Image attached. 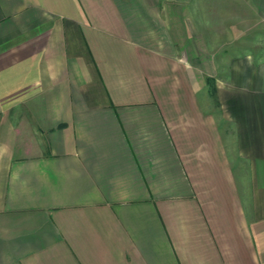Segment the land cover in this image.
<instances>
[{"label": "crops", "instance_id": "obj_1", "mask_svg": "<svg viewBox=\"0 0 264 264\" xmlns=\"http://www.w3.org/2000/svg\"><path fill=\"white\" fill-rule=\"evenodd\" d=\"M263 46L264 0H0V264H264Z\"/></svg>", "mask_w": 264, "mask_h": 264}, {"label": "rangeland", "instance_id": "obj_2", "mask_svg": "<svg viewBox=\"0 0 264 264\" xmlns=\"http://www.w3.org/2000/svg\"><path fill=\"white\" fill-rule=\"evenodd\" d=\"M264 50V46L263 47H260V50L259 52L263 51ZM264 52V51H263ZM264 54V53H263ZM208 103L210 102V107L211 108H214V104L216 103L215 101V97L212 93H208V95H206V99H205Z\"/></svg>", "mask_w": 264, "mask_h": 264}]
</instances>
